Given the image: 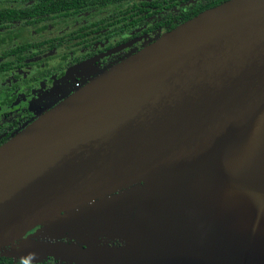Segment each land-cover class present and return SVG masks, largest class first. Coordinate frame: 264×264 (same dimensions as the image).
Listing matches in <instances>:
<instances>
[{"label":"water","instance_id":"1","mask_svg":"<svg viewBox=\"0 0 264 264\" xmlns=\"http://www.w3.org/2000/svg\"><path fill=\"white\" fill-rule=\"evenodd\" d=\"M91 222L123 246L83 264H264V0L163 34L0 147V251L38 225L89 240Z\"/></svg>","mask_w":264,"mask_h":264},{"label":"flooded vegetation","instance_id":"2","mask_svg":"<svg viewBox=\"0 0 264 264\" xmlns=\"http://www.w3.org/2000/svg\"><path fill=\"white\" fill-rule=\"evenodd\" d=\"M227 1L0 0V147L100 70ZM80 207L62 212L59 218L68 219ZM89 225L94 226L95 235L89 240L79 239L65 226L43 236L44 226L38 225L0 251V264H83L78 254L84 251L101 248L105 253L123 246L119 240H110L100 223ZM23 241L62 244L74 250L30 259L4 255Z\"/></svg>","mask_w":264,"mask_h":264}]
</instances>
